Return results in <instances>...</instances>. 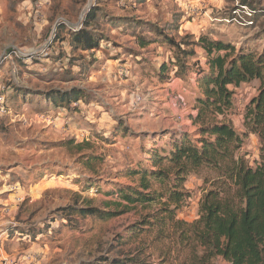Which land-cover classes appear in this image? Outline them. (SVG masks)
Listing matches in <instances>:
<instances>
[{"label": "rangeland", "instance_id": "rangeland-1", "mask_svg": "<svg viewBox=\"0 0 264 264\" xmlns=\"http://www.w3.org/2000/svg\"><path fill=\"white\" fill-rule=\"evenodd\" d=\"M24 2L25 0H0V27L3 26L6 16L8 20H11L13 16L17 17L18 26H23V20L20 18L24 17H27L29 23H31L32 15L36 13L34 7L35 0H28L29 4L32 5L31 7H19ZM5 4L10 5L7 13L4 9ZM90 7L99 9L97 17L100 25L107 18L112 28L120 25L127 26L116 40H112L110 36H105L101 32L106 38V41L103 42L110 43L113 48H121L122 52L114 56L106 55L105 60L100 61L101 67L91 68L87 74L75 73L72 70V66L77 62V59L81 61L85 59L84 55L69 59L67 66L62 72L50 68L46 73H33L34 79L40 84L55 85L57 82L62 85L71 84L73 86L70 89L57 88L55 86L47 90L39 87L27 89L21 87L13 75H8L5 81V62L3 58H0V84H3L5 88L10 87L12 89L7 95L8 103L13 113L12 117L22 116L23 120H25H13L12 124L9 125L8 121L11 119L10 117L0 119V185L3 192L1 197L5 196V199L11 200V202L8 201L1 207L4 210L5 217L3 218L4 235L2 238L0 237V264H29L30 250V264H38V262L39 264H57V261L63 255V246L55 240H44L41 243L37 239L38 236L43 239L42 233H45L46 230H37L35 228L25 230L20 227V223L23 215L31 209L32 204L41 203L49 194L68 193L72 191V186L81 185V178L79 177L69 181L68 173L65 171L68 168V163L61 165V160L71 161L72 152L81 153L74 163L83 161L85 157H95V161L91 163V166L87 164L85 166L92 171H95L96 167H100L111 177L110 179H106L103 175H100L98 177L89 176L83 178L81 191H87L95 187L96 196L100 198L98 201L100 206H92L93 201L87 198L83 199V203L86 204L85 201H89V205L93 208L104 212H113V206L111 205L106 208L104 206L105 203H113V201L118 199V189L136 184L138 177L130 175L131 172L141 169H152L151 158L153 151L157 150L155 147L146 149L143 142H141L137 149L139 158H133L134 154L131 153L127 141L120 143L117 139L101 137L99 133H89L87 139H81L80 141V143H88V148L78 151L75 148L79 144L77 143V136L81 132L88 131V126L77 128L75 133H71L69 132V125L76 122L74 117L81 109L79 107L75 109L72 107L70 109L64 108L67 110V114L62 115V108H55L51 103L33 107L27 99L30 93L40 95L43 100H46L44 94L49 91L60 90L65 92L78 89L84 92L80 99V104L85 109H88L90 104H95L98 108H102L104 112H108L110 106L94 100V98L100 96L103 99V97L108 95L111 88H115L120 84V81L128 80V76H119L118 72L129 63L130 59L135 61V67L139 70L140 82L142 83L143 79L147 78L141 65L145 64L148 57L141 56V53L137 50L138 46L125 47L119 43L118 41L121 38L127 44L135 43L137 45V38L144 36L151 43L143 49H151L152 52L156 51V49L152 48V45H158L160 48L166 46L167 51L172 52L173 49L164 42V35L173 38L175 42L185 40L189 43H197L200 37L211 39L212 36H217L218 38L214 41L230 44L236 51L241 48L259 53L264 49V0H238V2L237 0H96V3L90 4ZM244 8H247L249 11L253 9L257 11V19L254 26L247 27L245 25V21H248L249 17L243 13ZM87 11L88 9H85L83 12L86 14ZM111 11L123 14L109 15ZM238 11L241 13L243 19H241V16L236 15ZM81 14L80 24L85 16L84 14L81 17ZM225 22L227 23L225 31L217 32V29L225 27ZM57 23L67 25L70 32H72V29L80 26V24L69 25L67 21L63 20ZM234 25L235 27H233ZM158 29L164 33L163 36L158 37L155 35V31ZM197 48L199 47H191L195 55L188 58V60L195 59L200 55ZM41 51H44V49ZM100 51L99 46V49L96 51L84 52L93 53L92 58L89 60L90 65L94 66L96 64L95 53H99ZM64 55V53H61L57 57V60H62ZM45 59H48V57H45ZM170 61H174L173 55L172 58L164 63L169 64ZM205 61L206 59H204V63ZM53 62L55 63L56 61ZM33 63L38 64L40 61L34 59ZM197 63L199 65L201 61L195 59L191 68L195 69ZM199 70L203 71L205 67L202 66ZM92 71H95L100 77L99 80L95 81V90L77 86V82L87 84ZM128 73L134 77L137 75V72L132 68L128 69ZM165 75L160 77V82L163 83L166 80L171 82L167 74ZM109 80H115L116 84L108 87L106 81ZM259 86V81L255 80L242 84L237 88H230L233 92V108L238 109L230 120L234 129L240 134L245 132L243 127L245 109L256 96ZM88 114L86 112V115ZM91 114L93 120L101 119V115L98 112ZM39 115L49 116L53 123L48 125L45 122H36L35 119ZM189 115L191 113H187L185 118L189 119ZM123 124L124 120L121 118L117 123L112 125L113 137L116 136L117 131ZM88 125L92 128L97 127L91 121H88ZM10 128L14 129L15 136L11 134ZM136 135L134 133L132 139H135ZM142 135L147 136L148 133L145 132ZM152 135L154 137L156 134L153 133ZM93 137L95 140L100 141V143H93ZM121 139H124V137H121ZM101 149L103 150L101 151ZM259 150L260 144L257 137L248 134L243 140L238 155L249 166L255 167L259 162ZM157 151L160 153V150ZM105 165L110 167L106 168L104 167ZM4 177H7V179L5 180ZM205 177L210 179L213 176L205 171H200L198 174L190 175L187 178L184 187L189 197L176 213L179 220L190 223L197 219L199 200L209 185L204 183ZM4 186L5 188H3ZM154 188L156 187L154 186ZM9 194L11 195L10 197L8 196ZM74 195L78 197L79 194L74 193ZM75 203L79 204L81 201L77 199ZM68 207H71V205ZM56 211H60V209L57 208ZM140 213H142L141 210L137 209L109 220H101L95 216L86 218L79 216L80 219L77 221L75 227L69 228L67 233L57 230L56 235L65 239V244L69 248H73L74 246L86 247L96 235L101 234L107 235L108 233H112L110 241H115L117 236L123 235L128 225L138 219ZM35 215V211L31 212L28 219H33ZM130 220L132 221L131 223L128 222ZM6 221H11V223H6ZM18 234L21 238L20 241L13 243V241L17 240ZM23 236L30 237L31 243L27 246H25V242L22 239ZM110 247H113V243L111 242L108 243L107 252ZM36 249H42L43 251L38 252ZM97 250L104 251L103 245L101 244ZM101 256H107V254L96 256L91 261H81L80 264L92 262ZM109 257H113V252ZM67 258V255H63L64 260H67ZM153 262V264H156V261ZM160 264H163V262H160ZM170 264L177 263L171 261ZM211 264L227 263L217 258Z\"/></svg>", "mask_w": 264, "mask_h": 264}, {"label": "clouds", "instance_id": "clouds-1", "mask_svg": "<svg viewBox=\"0 0 264 264\" xmlns=\"http://www.w3.org/2000/svg\"><path fill=\"white\" fill-rule=\"evenodd\" d=\"M238 2V0H237ZM96 3V0H37L35 4L36 13L32 15L31 23L28 18H20L23 20V26H18L17 17L13 16L11 20L4 18L3 26L0 27V58H3L5 81L8 75H13L16 82L23 88L35 89L37 87L47 90L50 87L70 89L73 85H62L55 83V85L40 84L33 77L34 72L46 73L48 70L54 69L63 71L67 66L68 60L72 57H79L84 55V60H77L73 64L72 70L75 73L87 74L91 68L101 67L100 61L105 60L106 55L114 56L117 53H121V48H113L110 43L101 42L99 53H95L96 64L90 65L89 60L92 58L93 53H81L79 51H73L76 48V44L73 41V35L78 29L72 30L70 34L69 27L67 25L61 26L58 21H67L68 24H80V14L85 9H89L90 4ZM28 0H25L24 4L19 5L21 8L31 7ZM102 6V5H101ZM10 7L9 4L4 5L5 12ZM107 11V9H106ZM243 13L251 16L252 13L247 8L243 9ZM117 11L109 12V15H121ZM236 15L241 16L238 11ZM241 19L243 17L241 16ZM239 23V22H237ZM245 23H248L245 21ZM83 25L81 24V27ZM127 26L120 25L116 28H112L111 23L107 18L101 23L100 27L96 29L99 32L104 33L105 36H110L112 40H116L122 31ZM215 27V25H213ZM235 27V25L233 26ZM225 27L217 29V32H224ZM231 31V29H229ZM217 36H212L211 39H217ZM119 43L125 47H137L135 43L127 44L124 39L121 38ZM71 45V46H70ZM239 46V45H237ZM181 48L184 46L181 45ZM155 52L151 49L137 50L141 53V56H147L145 64L141 65L146 79H143L141 83V77L139 70L135 67V61L131 60L124 66L122 75L128 76V80L120 81L115 88H111L108 95L101 99L100 96H96L94 100H98L101 103L110 106L108 112H104L102 108H98L95 104H90L88 109H85L79 102L73 103L71 107L73 109L79 107L81 111L75 115V123H70L69 132L75 133L77 128H83L88 126V131L81 132L77 136V143H80L81 139H87L89 133H99L101 137L117 139L120 143H129L133 158H139L137 149L141 142L146 149L155 147L160 150L161 156L170 157V153L176 152L177 149L174 145L184 144V133L188 134V140L193 148L203 150L206 147L205 142L208 145H212L216 142V135L213 134L211 127L207 128V131L201 133L199 129L201 127H207V125L226 122L228 119L233 118L238 109L233 108L230 111H224L223 118L217 119L213 115H209L207 120L198 119V114L201 111V106L197 104L196 98L199 96L202 100L204 97L203 91L197 87L196 72L200 67L204 65V59L207 58L202 49L197 48L200 53L195 59L201 61L195 69L191 68V65L195 62V59H189L187 67L184 71L180 72V76L177 77L176 73L179 69L174 64L168 65L167 76L171 82L167 80L163 83L160 82V64L168 61L172 58L173 52L167 51V47L160 48L158 45H152ZM44 49V51H41ZM61 53H64L62 60H57V57ZM217 55H223V53H217L215 50L212 52V58ZM48 57V59H45ZM123 58V56H121ZM139 58V57H138ZM137 58V59H138ZM39 60L40 63L34 64L33 60ZM53 61H56L55 63ZM132 68L137 72V75L131 76L128 73V69ZM190 70V71H189ZM19 74V75H16ZM203 75V74H201ZM100 77L95 71H92L91 76L88 79L87 84H80L77 82V86L90 88L95 90V81ZM31 81V82H30ZM108 87L116 84L115 80L106 81ZM123 85V87H121ZM231 88L232 85H227ZM0 89H3L4 95L0 96V103H4L7 95L12 89L5 88L3 84H0ZM106 90V89H105ZM104 91V90H102ZM131 93V95H129ZM27 99L31 102L33 107L37 105L50 104V100H43L40 95L29 94ZM86 112L89 113L86 115ZM99 113L101 115L100 120H93L91 113ZM61 113L67 114V110L62 108ZM191 113L192 119H186L185 115ZM0 115L10 117L8 121L9 125L13 120H22V116L12 117L11 108L8 111H4L0 108ZM121 118L124 120V124L120 126L116 133V136H112V125L117 123ZM88 121L92 124H96V128H92L88 125ZM10 132L15 136L14 129L10 128ZM147 132L148 135L144 136L143 133ZM127 133V135H125ZM137 134L135 139H132L133 134ZM153 133L156 135L153 137ZM68 134V133H65ZM124 137V139H121ZM93 143L99 144L100 141L95 140L93 137ZM103 149H101L102 151ZM81 155L78 152L71 153V161L61 160V165L68 163V168L65 171L68 173V179L79 177L81 178V185L72 186V191L68 193L49 194L45 197L41 203L32 204L31 209L26 212L21 220L20 227L25 230L29 228H35L37 230H46L42 233L43 239L40 236L37 237L41 243L44 240H55L58 244L64 248L63 255H67V260L63 259V255L57 261V264H80L81 261H91L96 256L111 255L107 253L108 243L118 244L119 241H110L112 233L107 235H96L95 238L86 247H73L69 248L65 244V239L56 235L57 230H62L64 233L68 232L69 228L75 227L80 217L76 214L79 208L86 207L83 203V199L87 198L93 201L92 206L99 207V197L96 196V188H90L87 191H81L83 185V178L89 176L103 175L106 179L111 177L104 172L100 167H96L95 171L89 170L85 166L88 157H85L83 161L74 163L77 157ZM201 166L204 161L201 160ZM135 166V165H133ZM235 164L231 159H224L220 161L221 168L234 167ZM104 167H110L105 165ZM178 167L184 168L186 173L196 170V164L194 161L188 158H182ZM6 180L7 177H4ZM239 190V189H237ZM180 191H183L181 188ZM78 193V197L74 195ZM79 199L81 203L76 204L75 200ZM71 205V207H68ZM59 208L60 211H56ZM35 211L36 215L33 219L29 220L28 216L31 212ZM131 223L132 221H128ZM11 223V221H6ZM20 235H17V240L13 243L20 241ZM25 246L31 243L29 236H23ZM124 240L127 243L132 241L129 245L128 251L124 253L128 257L125 264H134L133 258H147L149 262L156 261V264H170L172 257L169 256V247L166 243H162L156 240L151 230L137 231L130 229L124 233ZM103 245L104 251L97 250L100 245ZM257 248L261 250V256H264V243H258ZM38 252H42V249H36ZM180 258L185 264H200L202 251H211V248L207 244L203 243H190L187 247L177 248ZM139 254V256H138ZM31 259V250L29 253V264ZM123 259V257H122ZM247 260V258H246ZM39 264V262H38Z\"/></svg>", "mask_w": 264, "mask_h": 264}, {"label": "trees", "instance_id": "trees-1", "mask_svg": "<svg viewBox=\"0 0 264 264\" xmlns=\"http://www.w3.org/2000/svg\"><path fill=\"white\" fill-rule=\"evenodd\" d=\"M98 12L96 7L88 9L81 23L83 26L80 24L73 35L76 44L73 51H96L100 43L106 41L102 33L96 30L100 27ZM251 13L248 23L245 24L247 27L254 26L257 19V11L253 9ZM163 34L159 29L155 31L158 37ZM163 39L175 49L174 61L169 64H174L179 69L177 77L187 67L188 58L195 55L191 47L198 46L206 54L204 65L208 70H198L196 73L197 87L206 97L204 100L199 96L196 98L197 104L201 106L198 119L207 120L210 114L221 119L224 111L233 109V92L227 85L237 88L242 84L259 81L257 94L245 109V132L238 133L230 119L201 127V133L211 127L216 135V142L212 145L205 142L206 147L203 150L193 148L188 134L184 133V144L174 145L177 151L170 153L171 158L161 156L157 150L153 151L152 169L131 172L130 175L138 177L136 184L118 189V199L104 205L106 208L112 205L113 212L100 211L91 207L89 201H85L87 206L80 208L76 214L82 218L95 216L101 220H109L140 209L142 213L125 228L124 233L130 229L151 230L156 240L167 244L172 262L177 264H185L177 248L187 247L193 242L207 244L211 248V251L200 253V264H211L217 258L227 264H264V256H261V250L257 248L258 243H264V49L259 53L241 48L236 51L230 44L207 37H200L197 43L185 40L175 42L173 38L165 35ZM150 43L144 36L137 38L140 49L146 48ZM213 50L223 55L212 58ZM169 64L160 65V77L166 76ZM83 93L72 89L65 92L49 91L44 95L55 108L70 109L73 103L81 102ZM188 118L192 119V116L189 115ZM248 134L256 136L260 144L259 162L255 167L249 166L238 155ZM88 146V143L82 142L75 148L81 151ZM182 158L194 161L196 170L189 174L184 168L178 167ZM224 159H231L235 166L221 168L220 161ZM201 160L204 161L203 166L200 164ZM94 161L95 157L88 158L86 164L91 166ZM200 171L210 173L213 177H205L204 183L209 185L199 200L198 217L188 223L179 220L176 213L189 197L184 187L187 178ZM181 188L183 191H180ZM124 233L117 236L115 241L118 240L119 243L113 244L107 252H113V257L101 256L83 264H125L128 257L124 253L133 242L126 243ZM133 260L134 264L154 263L147 258Z\"/></svg>", "mask_w": 264, "mask_h": 264}, {"label": "built area", "instance_id": "built-area-1", "mask_svg": "<svg viewBox=\"0 0 264 264\" xmlns=\"http://www.w3.org/2000/svg\"><path fill=\"white\" fill-rule=\"evenodd\" d=\"M36 2H37V0H35L34 7H35ZM35 10H36V8H35ZM247 16L250 17L249 15H247ZM123 69L124 68H121V70H119V72H118L119 76H124V75H122ZM3 95H4V91H3V89H0V96H3ZM0 108H3L4 111H8V109L10 108L9 103H8V96L6 97L4 103H0ZM3 118H7V117L0 115V119H3ZM35 120H36V122H42V123L45 122L48 125L53 123L52 119L49 116H44V115H39L38 117H36ZM22 121H25V120L22 119Z\"/></svg>", "mask_w": 264, "mask_h": 264}, {"label": "crops", "instance_id": "crops-1", "mask_svg": "<svg viewBox=\"0 0 264 264\" xmlns=\"http://www.w3.org/2000/svg\"><path fill=\"white\" fill-rule=\"evenodd\" d=\"M5 188V186L3 187ZM3 194L2 190H1V185H0V237L2 238V236L4 235V221L3 218L5 217L4 215V210L1 209L2 205L6 204L8 201L11 202L10 199H5V196L1 197ZM9 197L11 196L10 194L8 195Z\"/></svg>", "mask_w": 264, "mask_h": 264}, {"label": "water", "instance_id": "water-1", "mask_svg": "<svg viewBox=\"0 0 264 264\" xmlns=\"http://www.w3.org/2000/svg\"><path fill=\"white\" fill-rule=\"evenodd\" d=\"M85 14V12H83L82 14H81V17L83 16ZM77 26V25H76Z\"/></svg>", "mask_w": 264, "mask_h": 264}]
</instances>
